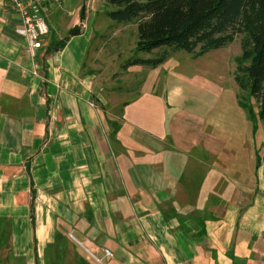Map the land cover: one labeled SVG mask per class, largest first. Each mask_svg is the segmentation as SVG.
Returning a JSON list of instances; mask_svg holds the SVG:
<instances>
[{
	"label": "crops",
	"instance_id": "0c3cea01",
	"mask_svg": "<svg viewBox=\"0 0 264 264\" xmlns=\"http://www.w3.org/2000/svg\"><path fill=\"white\" fill-rule=\"evenodd\" d=\"M57 6L48 46L83 31L31 59L0 0V264H264V164L228 169L201 121L167 124L178 99L156 86L108 100L89 67L104 0Z\"/></svg>",
	"mask_w": 264,
	"mask_h": 264
},
{
	"label": "rangeland",
	"instance_id": "374dc122",
	"mask_svg": "<svg viewBox=\"0 0 264 264\" xmlns=\"http://www.w3.org/2000/svg\"><path fill=\"white\" fill-rule=\"evenodd\" d=\"M83 1L71 0L72 8L81 7ZM57 7L55 4L54 10ZM111 10L113 7L104 0L99 21L103 27L108 26L93 58L89 59V67L103 84L107 99L118 103L138 92L141 96L145 86H156L167 106V97L178 99L168 106V125L180 122L189 127L201 121L205 133L212 132L225 142L223 152L229 154L231 161L226 167L243 178L254 179L253 171L260 161L264 164V120L259 117V105L253 96L235 80L243 56V37H236L226 47L199 58L168 48L139 53L137 57L149 59L167 52L159 66L135 65V70L128 62L136 57L138 27L109 19L106 12ZM248 63L242 61L243 65Z\"/></svg>",
	"mask_w": 264,
	"mask_h": 264
},
{
	"label": "trees",
	"instance_id": "16d2710c",
	"mask_svg": "<svg viewBox=\"0 0 264 264\" xmlns=\"http://www.w3.org/2000/svg\"><path fill=\"white\" fill-rule=\"evenodd\" d=\"M113 10L106 16L118 23L135 24L139 41L136 57L131 66L157 67L166 54L156 58L137 57L139 53H152L168 48L185 51L195 58L226 47L242 36L243 56L235 80L239 87L248 90L259 105V117L264 120V0H106ZM86 7L81 10L85 20ZM82 26L70 29L60 41L52 40L46 54L62 50L74 36L81 35ZM242 61H249L243 65ZM47 71L43 74L48 86ZM246 107V106H244ZM261 166V161L257 168ZM36 197L34 182L31 187ZM32 212L35 208L31 206Z\"/></svg>",
	"mask_w": 264,
	"mask_h": 264
},
{
	"label": "built area",
	"instance_id": "2783aa9c",
	"mask_svg": "<svg viewBox=\"0 0 264 264\" xmlns=\"http://www.w3.org/2000/svg\"><path fill=\"white\" fill-rule=\"evenodd\" d=\"M4 6L10 8L20 17V25L16 33L24 39L26 52L35 59L40 51H45L48 46V38L51 28L48 24V15L54 9L55 4L61 0H3ZM105 255H113L111 250H105ZM98 263L102 261L95 258Z\"/></svg>",
	"mask_w": 264,
	"mask_h": 264
}]
</instances>
